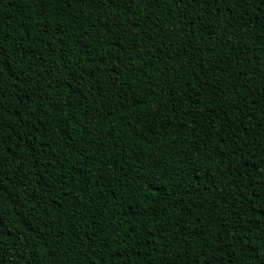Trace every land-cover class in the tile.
Segmentation results:
<instances>
[{
	"label": "trees",
	"instance_id": "trees-1",
	"mask_svg": "<svg viewBox=\"0 0 264 264\" xmlns=\"http://www.w3.org/2000/svg\"><path fill=\"white\" fill-rule=\"evenodd\" d=\"M0 264H264L260 0H0Z\"/></svg>",
	"mask_w": 264,
	"mask_h": 264
},
{
	"label": "snow or ice",
	"instance_id": "snow-or-ice-1",
	"mask_svg": "<svg viewBox=\"0 0 264 264\" xmlns=\"http://www.w3.org/2000/svg\"><path fill=\"white\" fill-rule=\"evenodd\" d=\"M260 3L264 4V0H260ZM3 63H4V54L0 52V67H2ZM2 228H3V224L2 222H0V229Z\"/></svg>",
	"mask_w": 264,
	"mask_h": 264
}]
</instances>
